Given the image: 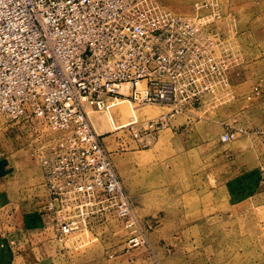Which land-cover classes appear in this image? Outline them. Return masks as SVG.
Wrapping results in <instances>:
<instances>
[{"label":"built area","instance_id":"built-area-1","mask_svg":"<svg viewBox=\"0 0 264 264\" xmlns=\"http://www.w3.org/2000/svg\"><path fill=\"white\" fill-rule=\"evenodd\" d=\"M219 15L214 7L189 18L163 12L153 0H0V118L67 133L42 159L41 213L59 240L90 228L93 218L135 223L84 103L98 110L109 100L166 107L157 118L123 126L142 147L172 117L222 106L233 97L232 61L224 36L210 27Z\"/></svg>","mask_w":264,"mask_h":264},{"label":"rangeland","instance_id":"rangeland-1","mask_svg":"<svg viewBox=\"0 0 264 264\" xmlns=\"http://www.w3.org/2000/svg\"><path fill=\"white\" fill-rule=\"evenodd\" d=\"M153 1L163 12L189 18L215 7L220 15L210 27L224 33L232 61L228 74L235 71L237 59L246 63L255 54L261 60L262 52L250 48L251 41L243 47L238 37L250 26L264 27V3L255 4L258 16L252 19L254 7L248 0ZM238 1H246L240 9ZM207 2L211 5L201 8ZM258 85L244 94V106L253 101V91H260ZM229 101L225 110L210 116L195 110L194 115L172 117L146 147L139 146L123 126L132 118L138 122L157 118L166 107L124 101L111 106L109 100L98 110L84 103L93 129L111 154L135 223L125 228L112 216L93 218L90 228L73 231L63 240L55 236L44 214L46 230L41 236L11 237L8 225L17 220L15 209L4 205L18 204L20 223L31 208L27 197L37 196L43 183V157L67 133L46 122L28 124L1 117L0 264H264V189L240 175L250 161L249 147L257 158H264V123L239 127L247 134L235 128L234 137L223 141L222 136L234 130L225 132L220 123L233 124L238 114L233 111L235 101ZM150 109L156 113L149 115ZM237 174L241 180L234 177ZM132 236L140 242L130 243Z\"/></svg>","mask_w":264,"mask_h":264},{"label":"crops","instance_id":"crops-1","mask_svg":"<svg viewBox=\"0 0 264 264\" xmlns=\"http://www.w3.org/2000/svg\"><path fill=\"white\" fill-rule=\"evenodd\" d=\"M243 2L245 3L246 1L237 2V6H236L237 9L242 8ZM248 2L250 4H253L251 6L252 9L254 7L253 9L254 11H251V16H250L253 19L258 16V12L255 11V4L264 3V0H248ZM207 4L208 6L211 5L209 2H207ZM205 12H209V9L205 10ZM237 13L238 12H236L235 14ZM218 30L224 36V33L220 29ZM238 38L240 40L239 41L240 45H242L243 47L248 46V41H251L250 48H252L254 51L259 50V52L261 51L262 53H260L261 60L254 58V56H256L255 54L248 61H246V63L241 64L240 62L237 61L239 59L235 60L233 65L234 68H232L235 69V71L231 75L228 74L229 81L232 85L231 92L233 96L229 102L235 101L233 103L235 108L233 111L237 112L238 114L234 122L235 124L234 123L227 124L224 121L220 123L223 126L225 132L232 131L235 128L245 127L244 125L251 127V125H255L257 123H264V27L258 28V27L250 26L249 28H246V30H244L243 33L241 32ZM255 84H260L257 86L258 90L260 91L259 92L253 91L251 93L252 97L254 96L253 101H251L249 105L244 106V104L242 103L244 94L251 91L252 90L251 87H253V85ZM225 104H223L222 106H218L217 110L215 108L214 109L208 108L207 110L198 109L195 112H200L210 116L212 113L222 112L223 110H225L227 108L226 106H224ZM229 109L230 108H228L227 110ZM192 115H194V113H192ZM171 127L175 129V126H173L172 123H171ZM241 150H243V148H241ZM247 153H249L250 155L249 158L250 161L248 165L245 164L246 167L244 166V169H241V171H244V175L243 174L240 175L246 179L251 178L252 180L255 181L254 183L255 186L257 185L261 189H264V166L261 165V163H264V158L261 157H260L261 159L257 158V155L254 154L252 150H250V147H249V152ZM241 156L242 155H240V157ZM241 176L238 177L237 174L234 177H237L239 180H241ZM37 193H38L37 196L33 195L32 197L30 196L27 197V199H31L30 200L31 208H27L25 215L20 217V223H18L17 221L18 216L16 214L18 211L17 210L18 204H11L9 202L6 203L7 206L4 205V208H6L7 210L12 211L13 209H15V211L14 210L13 211L15 212L17 220L15 223H11V225H8L9 226L8 230L11 237L15 236L16 239H18L19 236H22L24 238H30V237H38L41 236L43 233H45L46 229L44 228L42 221L43 215L39 209L40 205H43V203H45L46 200V190L43 183H41V186Z\"/></svg>","mask_w":264,"mask_h":264},{"label":"water","instance_id":"water-1","mask_svg":"<svg viewBox=\"0 0 264 264\" xmlns=\"http://www.w3.org/2000/svg\"><path fill=\"white\" fill-rule=\"evenodd\" d=\"M3 174V171H2V165H1V162H0V176Z\"/></svg>","mask_w":264,"mask_h":264},{"label":"bare ground","instance_id":"bare-ground-1","mask_svg":"<svg viewBox=\"0 0 264 264\" xmlns=\"http://www.w3.org/2000/svg\"><path fill=\"white\" fill-rule=\"evenodd\" d=\"M149 110V109H148ZM156 112H154V111H152L151 109H150V113H149V115H153V114H155Z\"/></svg>","mask_w":264,"mask_h":264}]
</instances>
